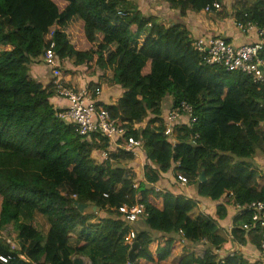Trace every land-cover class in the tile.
<instances>
[{
    "label": "trees",
    "instance_id": "obj_1",
    "mask_svg": "<svg viewBox=\"0 0 264 264\" xmlns=\"http://www.w3.org/2000/svg\"><path fill=\"white\" fill-rule=\"evenodd\" d=\"M161 1L180 17L214 3L221 8L213 12L227 15L225 0ZM232 9L236 22L264 27V0L239 1ZM51 43L59 67L72 60L97 78L87 89L112 72L110 86H118L121 97L100 105L129 128L121 143L127 136L142 141L143 181H135L131 153L110 151L101 133L80 136L57 117L63 109L50 102L57 95L52 81L44 86L29 73L35 65L47 67ZM169 97L170 110L186 103L197 118L174 126V143L163 135L162 103ZM263 121L264 84L207 66L182 24H164L133 0H0V232L11 225L19 246L12 250L0 237V256H11L0 264H74L75 258L133 264L126 241L132 229L140 244L134 264H262L241 255L220 262L214 250L223 244L217 220L226 216L224 204L264 201V171L252 162L256 154L264 156ZM95 151L108 152V159L95 161ZM169 172L196 185L201 198L223 199L214 218L193 216L196 202L184 195L155 190L160 174ZM123 204L144 206V228L123 220ZM37 215L48 225L45 233ZM248 219L236 217L234 226ZM179 230L185 244L175 237Z\"/></svg>",
    "mask_w": 264,
    "mask_h": 264
},
{
    "label": "built area",
    "instance_id": "obj_2",
    "mask_svg": "<svg viewBox=\"0 0 264 264\" xmlns=\"http://www.w3.org/2000/svg\"><path fill=\"white\" fill-rule=\"evenodd\" d=\"M220 8L221 5L219 3H214L211 7H205L203 12L212 13L213 9L217 11ZM234 24L243 33L256 29L260 42L235 47L221 37H197L192 40V47L207 66H221L230 72H242L252 77L254 83L264 84V59L261 58V53L264 49V27L258 28L250 22L243 24L235 21ZM44 62L50 70L51 81L57 95L67 101V107L57 113V117L60 120L72 125L75 132L80 136H88L97 132L101 133L102 136L108 139L110 151L120 148L131 153L133 158L139 156V148L142 146L141 140H136L133 136H127L124 143L120 142L125 134L128 133L129 128L119 124L100 105L101 87L87 89L85 87L74 88L67 86L54 53V43H51L45 52ZM182 116L185 117L189 124H194L197 121V118L193 115L192 107L186 103H182L174 110H169L164 119L163 135L171 140L172 143L175 141L173 139L174 126L182 124L180 121ZM144 123H133L130 129L138 130ZM260 128L262 133H264V121L260 124ZM197 138L198 135H195L192 139L193 144L196 143L195 139ZM101 156V161L107 160L108 152H101ZM176 179L182 185H188L186 177L177 175ZM136 186L135 183L133 187ZM155 189L158 191L157 188ZM235 207L236 217L243 214H248L249 216L248 221L241 225V229L245 232L262 234L260 253L264 257V201L257 200L246 205L236 204ZM118 212L127 224L132 225L142 219L145 215V208L140 204H123L118 208ZM135 236V231L133 229L130 230L126 236L127 243L131 244ZM178 236L180 242L185 244L186 240L181 230H179ZM7 244L9 245L10 243L8 242ZM10 248L15 250L14 247ZM232 256L230 255V257ZM10 259L11 256H0V262L2 263H7ZM223 259L218 260L222 262Z\"/></svg>",
    "mask_w": 264,
    "mask_h": 264
},
{
    "label": "crops",
    "instance_id": "obj_3",
    "mask_svg": "<svg viewBox=\"0 0 264 264\" xmlns=\"http://www.w3.org/2000/svg\"><path fill=\"white\" fill-rule=\"evenodd\" d=\"M138 4L139 9L144 13H152L157 17L161 18L164 24H174L176 22L182 24L187 31L189 32V36L191 39H195L197 37H221L235 46L239 47L244 44H254L260 42L259 36L257 35L256 29H252L247 33L241 32L235 26L234 16L232 15L233 9L232 6L239 1L242 0H225V12L227 13L226 17H222L218 14V12L213 13H204L203 11L200 13H193L188 11L184 17H180V15L175 11H169L163 13H156L152 10H147L145 8L144 0H133ZM72 66V74H68L63 77V80L69 83L74 88H83L89 82L95 83L97 78L86 77L83 79L80 75L83 72L79 71L80 68H76ZM30 75L36 79L38 82L42 83L45 78H48V83L51 81L50 70L45 65H35L30 69ZM47 83V84H48ZM43 84V83H42ZM47 84H43L44 86ZM102 92L99 97V102L102 104H114L121 97V90L118 86L106 87L104 85L101 86ZM50 102L55 108L65 109L67 107V101L54 96ZM167 105V104H166ZM171 98H168V108L166 110L163 108L162 103V118L165 119L168 111L170 110ZM181 122H187L185 117H181ZM139 159H143V168L145 165V154L142 150V147L139 148ZM101 154V152L95 151L92 156L94 158V154ZM102 160V159H101ZM100 160V162H101ZM134 161V160H133ZM255 167H257L260 171H264V156L261 154H256V156L252 160ZM129 167H132L133 172L136 176V183L144 180L143 176V168L142 172L139 175L133 164L130 163ZM155 188L158 191L166 190L175 195H184L187 198H190L196 202V208L193 211V216L198 214L208 215L210 217L215 216V210L218 205H223L224 201L221 199L220 201H211L210 199H204L198 196L196 185H182L177 181L176 176L173 172H169L167 174H160V179L158 184L155 185ZM156 190V189H155ZM230 198V197H228ZM226 208V216L223 219L217 220V233L223 239V244L214 250V253L218 259L230 257V255H241L245 260L249 263H253L256 261L262 262L264 264V257H262L260 253V242L262 238L261 233L254 232H245L241 229V226H234L233 220L236 217V207L232 202L228 204H224ZM104 215L101 214L100 217ZM132 226H138L140 228H144L142 224V220H139L132 224ZM236 229H238L236 231ZM175 237L179 238L178 234H175ZM180 252H176L174 254V258H179ZM81 260L83 258H80ZM83 262V261H82ZM83 264H85L83 262Z\"/></svg>",
    "mask_w": 264,
    "mask_h": 264
},
{
    "label": "rangeland",
    "instance_id": "obj_4",
    "mask_svg": "<svg viewBox=\"0 0 264 264\" xmlns=\"http://www.w3.org/2000/svg\"><path fill=\"white\" fill-rule=\"evenodd\" d=\"M145 1V8H147V10H152L156 13H163L165 11V8L166 6L163 4V2L161 0H144ZM243 1V0H242ZM78 19L77 17L73 18L69 24L67 25V27L69 26H72L74 25V21ZM75 35V34H74ZM72 38V37H71ZM101 40V36L99 35L98 36V41ZM73 65V62L72 60H68L67 62H62L60 64V71L63 75V77H65L66 75H68L71 71H72V66ZM81 68V67H80ZM83 69V68H82ZM74 74V73H73ZM85 71L84 73H80L81 77L83 79H85L87 77V75H85ZM108 75V76H106ZM51 76V74H50ZM110 76H112V72L108 71L107 73H105V77H104V80L101 81V85H104L106 87H109L112 83L110 82ZM43 84H47L48 83V78H45L43 81H42ZM87 85V84H86ZM101 85L99 87H101ZM113 86V85H112ZM111 87V86H110ZM167 104V105H166ZM168 106V98H165V100L163 101V108L166 110V108ZM146 121V120H145ZM147 122V121H146ZM145 122V123H146ZM144 123V124H145ZM144 124L141 125L144 126ZM99 152V151H98ZM102 156L101 154H94V160L97 161V162H100ZM139 159V156H137L136 158H134V161H131L130 163L133 164V167L136 169L134 171H137V173L140 175L141 174V170L143 168V159ZM130 165V164H129ZM36 221L39 223L40 225V228L41 230L43 231V233H45L47 231V228H48V225L46 224L45 220L37 215L36 216ZM0 237L5 241V242H9L10 244V247H14L15 249H18L19 246H18V241L16 239V235H15V232L13 231L12 229V226H8L6 228V230L4 231H1L0 232ZM76 242L72 239L71 240V245H74ZM127 259H128V256H127ZM82 261L85 263V264H89V261L88 259L86 258H83Z\"/></svg>",
    "mask_w": 264,
    "mask_h": 264
},
{
    "label": "water",
    "instance_id": "obj_5",
    "mask_svg": "<svg viewBox=\"0 0 264 264\" xmlns=\"http://www.w3.org/2000/svg\"><path fill=\"white\" fill-rule=\"evenodd\" d=\"M200 182H205V176L204 172H201L200 177H199ZM84 205L80 204L78 205L79 210L81 211L83 209ZM140 244L137 241H133L130 244V248L128 251V260L130 263H135L136 262V252L139 250ZM74 264H83L82 260L80 258H75L74 259Z\"/></svg>",
    "mask_w": 264,
    "mask_h": 264
}]
</instances>
